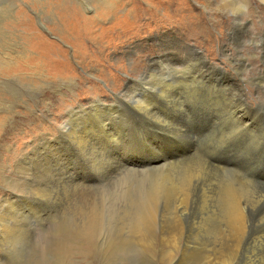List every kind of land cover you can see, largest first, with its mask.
Masks as SVG:
<instances>
[{
	"label": "rangeland",
	"instance_id": "rangeland-1",
	"mask_svg": "<svg viewBox=\"0 0 264 264\" xmlns=\"http://www.w3.org/2000/svg\"><path fill=\"white\" fill-rule=\"evenodd\" d=\"M2 17L25 53L0 86V110L13 104L0 113V203L38 196L0 218V264H206L226 244L230 188L253 222L229 264H264V0H7ZM184 181L194 199L176 207Z\"/></svg>",
	"mask_w": 264,
	"mask_h": 264
},
{
	"label": "bare ground",
	"instance_id": "bare-ground-1",
	"mask_svg": "<svg viewBox=\"0 0 264 264\" xmlns=\"http://www.w3.org/2000/svg\"><path fill=\"white\" fill-rule=\"evenodd\" d=\"M6 1L7 0H1L0 1V60H1V62H0V74L2 75V76H4L3 77V79H1V81H0V86L1 85H3V83H5L8 79H12V80H17L18 78H19V72H6V68L7 67H10V64L9 63H14L13 61L15 60V58L18 56V55H21V54H23V53H25V51L23 50V48H24V45H23V42L21 41V39H20V37L21 36H19L18 37V35L16 34V36H17V38H19L20 40L17 42V41H13V40H11V38H8L7 36H6V34H7V31H6V29L4 28V18L2 17L3 16V14H4V11H5V6H6ZM7 9V8H6ZM4 19V20H3ZM17 21V20H16ZM15 23V22H14ZM21 25H23L22 23H20V22H18V23H15V24H13L12 26H14L17 30H19V27H21V29L23 30V31H21V32H23V33H30L31 31H34V33H39V36H38V39H37V41L35 42V45H36V47L37 48H44L45 50H48L49 49V42L45 39V37L36 29V27L35 26H30L29 28H26V31H25V29L21 26ZM5 31H6V34H5ZM31 34V33H30ZM21 35H23V34H21ZM9 36V35H8ZM10 43V44H9ZM27 50H29V51H32V50H30L29 48L27 49ZM207 61V60H206ZM206 61H205V63H206ZM210 66V65H209ZM13 67V66H12ZM17 68V67H16ZM10 70V69H9ZM12 71V70H11ZM169 71V70H168ZM7 73H9L8 75H7ZM180 77V76H179ZM194 77V76H193ZM166 83V82H165ZM173 84H174V82H173ZM178 85V84H177ZM175 86V85H174ZM151 87V86H150ZM196 91V90H195ZM3 93H4V89H1V87H0V94L1 95H3ZM236 95V94H235ZM156 96V95H155ZM230 96V95H229ZM151 100V99H150ZM9 101V100H8ZM3 103H4V101H3ZM171 103H173L172 101H171ZM13 105V104H12ZM12 105H9V106H7V107H4V106H6V105H4L2 108H1V110H0V113L1 112H6V113H9V110H5L6 108H8V109H13V106ZM15 105V104H14ZM149 106V105H148ZM28 107H30V106H28ZM147 107V106H146ZM16 108V107H15ZM181 108V107H180ZM30 109V108H29ZM149 109V108H148ZM182 110H184L183 108H182ZM186 111V110H185ZM235 111V110H234ZM14 112V111H13ZM147 113V112H146ZM183 113V112H182ZM237 113V112H236ZM234 116H235V114H233ZM243 115V114H242ZM186 116V115H185ZM234 116H232V117H234ZM187 118V117H186ZM238 119V118H237ZM191 120V119H190ZM107 121V120H106ZM241 121H242V118H241ZM100 122V121H99ZM104 122V121H103ZM172 122H174L175 123V121H172ZM171 122V123H172ZM235 122V121H234ZM105 123V122H104ZM176 123H177V121H176ZM183 123V122H182ZM247 124H248V122H246ZM81 124V123H80ZM177 125V124H176ZM175 125V126H176ZM183 125V124H182ZM241 125H242V122H241ZM246 125V124H245ZM244 125V126H245ZM91 126V125H90ZM173 126V125H172ZM171 126V127H172ZM174 126V127H175ZM247 127V126H246ZM249 127V126H248ZM177 128V127H176ZM179 128H181V126L180 127H178V129ZM86 129V128H85ZM85 129H84V131H85ZM90 129V128H89ZM169 129V128H168ZM189 129V128H188ZM91 130V129H90ZM98 130V129H97ZM97 130H96V132H97ZM84 131H83V134H84ZM87 131V130H86ZM99 131V130H98ZM102 131V130H101ZM174 131H175V129H174ZM180 132V131H179ZM182 132V131H181ZM187 132V131H186ZM91 133V132H90ZM100 133V132H99ZM183 133V132H182ZM181 133V134H182ZM72 135V134H71ZM86 135H87V133H86ZM93 135H95L94 133H93ZM101 135H102V133H101ZM178 135V134H177ZM183 135V134H182ZM91 136V135H90ZM92 137H94V136H92ZM92 137H91V139H92ZM97 137V136H96ZM96 137H94V138H96ZM86 140V139H85ZM93 140V139H92ZM182 140V139H181ZM91 141V140H90ZM94 141V140H93ZM92 144V143H91ZM91 147V146H90ZM89 147V148H90ZM34 151V150H33ZM36 152V151H35ZM210 153V152H209ZM27 154V156H29L28 155V153H26ZM25 154V155H26ZM33 156V155H32ZM109 156V155H108ZM35 157V156H34ZM101 157V156H100ZM195 157V156H194ZM193 157V158H194ZM197 157V156H196ZM36 158V157H35ZM198 158H199V156H198ZM42 159V158H41ZM93 159V158H92ZM221 159V158H220ZM21 160V159H20ZM44 160H46V159H43V161ZM168 160V159H167ZM195 160V159H194ZM197 160V159H196ZM196 160H195V162H196ZM199 160H202V159H200L199 158ZM199 160H197V161H199ZM164 161H166V160H164ZM171 161V160H170ZM203 161V160H202ZM23 162H24V165H25V163L27 164L28 162H29V160H28V158H23ZM42 162V161H41ZM45 162V161H44ZM174 162V161H173ZM199 162H201V161H199ZM204 162H205V160H204ZM50 163V162H49ZM157 163H159V162H157ZM166 163H168V162H166ZM170 163V162H169ZM194 163V162H193ZM233 163V162H232ZM30 164V163H29ZM42 164H43V162H42ZM165 165V163H163V161H162V163L160 164H158V165H153L152 166V168L153 167H158V166H161V165ZM201 164V163H200ZM209 163H207L206 162V165H208ZM262 164H263V162H262ZM18 165H20V164H18ZM31 165V164H30ZM46 165H50V164H46ZM163 165V166H164ZM196 165V164H195ZM194 165V166H195ZM205 165V166H206ZM210 166H211V164H209ZM209 165H208V167H209ZM144 166V165H143ZM170 166V165H169ZM189 166H190V163H189ZM192 166V165H191ZM237 166V165H236ZM236 166H234V167H236ZM239 166V165H238ZM20 168H22L23 167V163H22V166H19ZM35 167V166H34ZM48 167V166H47ZM150 167V166H149ZM188 167V166H187ZM187 167H186V169H187ZM198 167V166H197ZM212 167V166H211ZM214 167V166H213ZM221 167V166H220ZM259 167V166H258ZM16 168H18V167H16ZM162 168V167H161ZM195 168V167H194ZM194 168H192V169H194ZM202 168V167H201ZM151 169V168H150ZM188 169H190V167L188 168ZM196 169V168H195ZM200 169V168H199ZM208 169V168H207ZM206 169V170H207ZM223 169V168H222ZM27 170H29L28 168H27ZM26 170V171H27ZM156 170V169H155ZM160 170V169H159ZM182 170V169H181ZM204 170V169H203ZM214 170V169H213ZM226 170H227V168H226ZM18 171V170H17ZM31 171V170H30ZM33 171V170H32ZM152 171H153V169H152ZM186 171V170H185ZM191 171V170H190ZM189 171V172H190ZM216 171H218V170H216ZM182 172V171H181ZM186 172H188V171H186ZM186 172L184 173V175H186ZM193 172V174H192V180H194V176L193 175H195V177H198V176H196V175H202V174H197V173H194V172H196V170L195 171H192ZM197 172L199 173L200 171H198L197 170ZM205 172V171H204ZM214 172H215V170H214ZM237 172V171H236ZM240 172H242V171H240ZM32 173V172H31ZM201 173V172H200ZM215 173H218V172H215ZM251 173V172H250ZM257 173V172H256ZM20 174V173H19ZM102 174V173H101ZM182 174V173H181ZM187 174H190V173H187ZM206 174V173H205ZM238 174V173H237ZM248 174V173H247ZM163 175H164V173H163ZM179 175V174H178ZM243 175H245V174H243ZM255 175V174H254ZM165 176V179H162V180H166V176H168L167 174L166 175H164ZM188 176H190V175H188ZM188 176L186 177V180L188 179ZM199 176V177H200ZM212 176H213V174H212ZM238 176H239V174H238ZM248 176V175H247ZM246 176V177H247ZM160 177V176H159ZM178 177V176H177ZM177 177H174L175 179V181H177L176 180V178ZM181 177V176H180ZM191 177V176H190ZM190 177H189V179H190ZM199 177L197 178V180H199ZM202 177V176H201ZM204 177V176H203ZM209 177V176H208ZM214 177V176H213ZM215 177H216V175H215ZM253 177V176H252ZM252 177H249V178H252ZM255 177V176H254ZM162 178H163V176H162ZM170 178V180H173V178H171V176L169 177ZM210 178H211V176H210ZM218 178H220V175L218 176ZM237 178V177H236ZM238 178H240V177H238ZM242 178H244V177H242ZM157 179V178H156ZM185 179V178H184ZM183 179V180H184ZM196 179V178H195ZM216 179V178H215ZM215 179H214V182H215ZM158 180H161V179H158ZM161 180V181H162ZM169 180V181H170ZM179 180V179H178ZM180 180H181V178H180ZM202 180H203V178H202ZM219 180V179H218ZM224 180V179H223ZM237 180V179H236ZM241 180H243V179H241ZM246 180H248V179H246ZM23 181V180H22ZM163 181V182H164ZM201 181V180H200ZM200 181H198V182H200ZM208 181V180H207ZM213 181V180H212ZM255 181V180H254ZM158 182H160V181H158ZM186 182H188V181H184L183 183H184V185H177L176 186V188H173L174 189V191L172 190V202L174 203V205H176V207H180V206H184V205H186V207H189V205H188V202H189V200H190V198L192 197L191 195V192L193 191H190V183L191 182H188V183H186ZM210 182V181H209ZM208 182V183H209ZM213 182V183H214ZM217 182V181H216ZM215 182V183H216ZM222 182V181H221ZM228 182V181H227ZM237 182V181H236ZM256 182V181H255ZM22 183V182H21ZM155 183V185H157L156 183H157V181L156 182H154ZM161 183V184H160ZM159 184L160 185H162L163 183L162 182H160ZM169 183V182H168ZM214 183V184H215ZM252 183H253V181H252ZM257 183V182H256ZM158 184V185H159ZM164 184H165V182H164ZM163 184V185H164ZM167 184V183H166ZM175 184V183H174ZM178 184H179V182H178ZM181 184V183H180ZM197 184V183H196ZM204 184V182L202 183V185ZM212 184V183H211ZM219 184H220V182H219ZM219 184H218V187H219ZM236 184V183H235ZM241 184V183H240ZM240 184H238V185H240ZM20 185V184H19ZM23 185V184H22ZM158 185H157V188H158ZM170 185V184H169ZM172 185V184H171ZM206 185H207V182H206ZM216 185V184H215ZM221 185V184H220ZM223 185V184H222ZM228 185V184H227ZM230 185V184H229ZM246 185V184H245ZM249 185V184H248ZM248 185H247V187H248ZM251 185V184H250ZM21 186V185H20ZM24 186V185H23ZM167 186V185H166ZM166 186H164V187H166ZM174 186V185H173ZM192 186H194V183H193V185ZM199 186H200V184H199ZM204 186V185H203ZM209 186H210V183H209ZM214 186V185H213ZM231 186V185H230ZM236 186V185H235ZM156 187V186H155ZM161 187V186H160ZM163 187V188H164ZM175 187V186H174ZM216 187H217V185H216ZM242 187H243V184H242ZM246 186H245V188H247ZM262 187V186H261ZM261 187H259V190H260V188ZM32 188H33V185H32ZM156 188V189H157ZM168 188V187H167ZM195 188H196V185H195ZM202 188V187H201ZM205 188V187H204ZM212 189H213V187H211ZM222 188V187H221ZM237 188V187H236ZM257 188V187H256ZM21 189V188H20ZM34 189V188H33ZM155 189V190H156ZM169 189V188H168ZM168 189H167V191H168ZM172 189V188H171ZM192 189V188H191ZM198 189V188H197ZM206 189V188H205ZM207 189H208V187H207ZM224 189V188H223ZM251 189V188H250ZM264 189V188H263ZM35 190V189H34ZM38 190V189H37ZM157 190H161V189H157ZM156 190V191H157ZM165 190V189H164ZM199 190V189H198ZM197 190V191H198ZM204 189L202 188V190L201 191H203ZM218 190V189H217ZM216 190V191H217ZM249 189H246V191H248ZM252 190H255V189H253L252 188ZM258 190V191H259ZM22 191V190H21ZM166 191V192H167ZM170 191V190H169ZM168 191V192H169ZM200 191V190H199ZM207 191V190H206ZM243 191V190H242ZM250 191V190H249ZM256 191H257V189H256ZM260 191H262V189L260 190ZM155 193V191H152V193ZM194 192V191H193ZM204 192V191H203ZM208 192V191H207ZM226 192V191H225ZM227 192H228V195H227V211H225L226 213H227V216H226V221H225V227H224V238L226 239V244L224 245L223 244V248H222V246H221V248L222 249H218V244L216 245L217 246V248L216 249H213V247L210 249L209 247V250L205 253V255H203V256H201V257H199V258H197V260L199 259L200 261H202V262H204V263H206V264H216V263H220V264H229V262L230 261H233V259L237 256V254H238V252H239V250L241 251V244H243L242 242H243V240L250 234V232H251V222H253V221H251V219H250V216H249V214H248V212H247V209H246V203H245V200H244V195H243V192H241V191H239V190H237V189H234V188H230L229 190H227ZM251 192V191H250ZM250 192H248V193H250ZM253 192V191H252ZM255 192V191H254ZM38 193H40V192H38ZM44 193V192H43ZM148 193H150V192H148ZM152 193H151V195H152ZM159 193V191L158 192H156L155 194H158ZM162 193V192H161ZM161 193H160V197L162 198V195H161ZM164 193V192H163ZM170 193V192H169ZM168 193V194H169ZM214 193H215V191H214ZM224 192H222V194H223ZM30 195H31V192L29 193ZM45 194V193H44ZM165 194V193H164ZM196 194V193H195ZM203 194V193H202ZM201 194V195H202ZM208 194V193H207ZM216 194V193H215ZM254 194V193H253ZM257 194V193H256ZM255 194V195H256ZM259 194V193H258ZM260 194H262V192H260ZM154 195V194H153ZM153 195L151 196V197H153ZM158 195H156V197L158 198L159 196ZM203 195H205V194H203ZM247 195V194H246ZM38 196V195H37ZM37 196H33V197H29V195H27V194H24V195H17V201L19 200V204H20V206H21V208H17L16 209V207L13 205L14 204V202L12 203V202H9V201H4V202H2V203H0V218H2V217H7V216H12V218H14V216H15V218H17V216L19 217V218H22L21 216L22 215H24L26 212H27V210L29 211H31V206H29V204H25V203H28V201L30 200V199H34V197H37ZM40 196V195H39ZM150 196V195H149ZM149 196L147 197V199L149 198ZM164 196V195H163ZM169 196V195H168ZM206 196V195H205ZM222 196V195H221ZM254 196V195H253ZM195 197V196H194ZM198 197H200V196H198ZM207 197V196H206ZM209 197V196H208ZM216 197H219V196H216ZM250 197V196H249ZM40 198V197H39ZM38 198V199H39ZM155 198V197H154ZM160 198V199H161ZM168 198H170V197H168ZM193 198V197H192ZM191 198V199H192ZM197 198V197H196ZM203 198V197H202ZM211 198V197H210ZM219 198H221V197H219ZM224 198H225V196L223 197V200H224ZM251 198H253V197H251ZM260 198V197H259ZM71 199V198H70ZM156 199V198H155ZM154 199V200H155ZM194 199V198H193ZM206 199V198H205ZM204 199V200H205ZM258 199V198H257ZM263 199V198H262ZM6 200V199H5ZM36 200V199H35ZM145 200V199H144ZM149 201H150V199H148ZM156 200H159V198L158 199H156ZM165 200V199H164ZM201 200H203V199H201ZM204 200H203V202H204ZM218 200V199H217ZM250 200V199H249ZM32 201V200H31ZM143 201V200H142ZM160 201V200H159ZM158 201V202H159ZM162 199H161V202H159V205L160 204H162ZM165 201H167V200H165ZM165 201H164V204H162L163 206L164 205H168V204H165ZM191 201V200H190ZM215 201V200H214ZM1 202V201H0ZM154 202H157V201H154ZM168 202H169V200H168ZM171 202V201H170ZM169 202V203H170ZM193 202V201H192ZM201 202V201H200ZM255 202V201H254ZM253 202V203H254ZM260 202V201H259ZM21 203H23V204H21ZM167 203V202H166ZM206 203H208V204H210L209 202H206ZM217 203V202H216ZM171 204V203H170ZM204 204V203H203ZM252 204V203H251ZM154 205H158V204H156V203H154ZM154 205H152V206H154ZM171 205H173V204H171ZM171 205H169V206H171ZM173 205V206H174ZM191 205V204H190ZM193 205V204H192ZM191 205V206H192ZM201 205H202V203H201ZM205 205V204H204ZM255 205V204H254ZM194 206V205H193ZM209 206V205H208ZM218 206V205H217ZM224 206V205H223ZM252 206H253V204H252ZM257 206V205H256ZM160 206H158L157 208H159ZM186 207H184L185 209H187ZM205 207V206H204ZM206 207H207V204H206ZM205 207V208H206ZM226 207V206H225ZM148 208V207H147ZM155 208V207H154ZM154 208L152 209L153 211H154ZM157 208H156V210H157ZM163 208H165V207H163ZM168 207L166 206V208L165 209H167ZM209 208V207H208ZM211 208H214V207H212L211 206ZM210 208V209H211ZM255 208V207H254ZM262 208H264V206L262 207ZM33 209V208H32ZM173 209H175L174 207H173ZM185 209H181L182 211H183V213H184V211H186ZM203 209V208H202ZM207 209V208H206ZM205 209V210H206ZM209 209V210H210ZM215 209V208H214ZM221 209V208H220ZM74 210V209H73ZM149 211H150V208L148 209ZM148 210H144L143 212H147ZM151 210V211H152ZM155 210V211H156ZM159 210V209H158ZM157 210V211H158ZM167 210H169L170 212H171V210L170 209H167ZM176 210V209H175ZM174 210V211H175ZM178 210V209H177ZM189 210H191V209H189ZM208 210V209H207ZM206 210V211H207ZM208 210V211H209ZM223 211H224V209H222ZM260 210H262L261 208H260ZM34 211V210H33ZM150 211V212H151ZM165 211V210H164ZM179 211V210H178ZM201 211V210H200ZM206 211H203V212H206ZM215 211V210H214ZM217 211V210H216ZM221 211V210H220ZM222 211V212H223ZM32 212V211H31ZM159 212V211H158ZM187 212L189 213V211L187 210ZM186 212V213H187ZM202 212V213H203ZM211 212V211H210ZM264 212V211H263ZM209 212H207V214H208ZM213 213V212H212ZM220 213V212H219ZM218 213V214H219ZM251 213V212H250ZM259 213H261V212H259ZM22 214V215H21ZM148 214V213H147ZM171 214V213H170ZM178 214V213H177ZM211 214V213H210ZM217 214V215H218ZM141 215V214H140ZM174 215V214H173ZM181 215H182V213H181ZM180 215V219L182 218V216ZM222 215V214H221ZM144 216V213L142 214V217ZM147 215L145 214V220H146V218L149 216H147ZM171 216V215H170ZM174 216H176L177 218H178V216L176 215V212H175V215ZM185 216V215H184ZM223 216V215H222ZM222 216H221V219H223L222 218ZM257 216V215H256ZM261 216V215H260ZM156 217H158V216H156ZM155 217V215L153 214V213H151L150 214V216L147 218L148 220L146 221L147 223H148V226H149V228L151 227H153V224H152V222L153 223H155L156 222V220H157V218ZM172 217V216H171ZM175 217V218H176ZM200 217V216H199ZM219 217V216H218ZM259 217V216H258ZM262 217V216H261ZM14 218V219H15ZM97 218V217H96ZM206 220H207V218L206 217H204ZM257 218V217H256ZM170 219V217H168V219L167 220H169ZM174 219V218H173ZM203 219V218H202ZM201 218H200V220H202ZM258 219H261V218H258ZM1 220V219H0ZM95 218L93 219V223L92 224H96L97 223V221H96V223H95ZM145 220H144V222H145ZM166 220V219H165ZM182 220V219H181ZM2 221V220H1ZM5 221H8V220H5ZM99 221V220H98ZM160 221V220H159ZM171 221V220H170ZM257 221V220H256ZM263 221V220H262ZM3 222V221H2ZM2 222H1V224H2ZM12 222V221H11ZM205 222V221H204ZM218 222V221H217ZM9 223V222H8ZM7 223V225L9 226V224ZM168 223H174V233H176V230H177V232L179 231L180 232V230H181V225H180V223L179 222H177V223H175V222H168ZM201 223H202V221H201ZM200 222H199V224H201ZM183 224V223H182ZM198 224V225H199ZM264 224V223H263ZM7 225H4V224H2V231L3 232H5L6 233V231L9 229H11L12 227H14V226H10L11 228H9ZM11 225H14V223L13 224H11ZM98 225V224H97ZM135 225V224H134ZM143 225H144V223H143ZM145 225H146V223H145ZM167 225H169V224H167ZM262 225V224H261ZM159 226V225H158ZM171 226V225H170ZM253 226H255V225H253ZM16 227V226H15ZM172 227H173V225H172ZM199 227H200V225H199ZM220 227V226H219ZM257 227V226H256ZM131 228V227H130ZM137 228V227H136ZM144 228H145V231H146V227L144 226ZM148 228V227H147ZM167 228V227H166ZM210 228V227H209ZM261 228V227H260ZM158 229V228H157ZM168 229V228H167ZM183 229V228H182ZM257 229V228H256ZM17 230V229H16ZM141 230H143V229H141ZM140 229H139V231H141ZM149 229H147V231H148ZM207 230V229H206ZM213 230V229H212ZM212 230H210V232L212 231ZM218 230H219V228H218ZM263 230V229H262ZM138 231V232H139ZM155 231V230H154ZM221 231V230H220ZM12 232V231H11ZM16 232V231H15ZM14 232V233H15ZM137 232V233H138ZM209 232V231H208ZM212 232H216V230L215 231H212ZM218 232V231H217ZM263 232V231H262ZM143 233L144 232H141V235H143ZM146 233V232H145ZM172 234V235H175V234ZM180 233H182V231L180 232ZM222 233V232H221ZM255 233H256V230H255ZM257 233H258V231H257ZM11 234V233H10ZM140 234V233H139ZM178 235H179V233H177ZM211 234V233H210ZM214 234V233H213ZM212 234V235H213ZM259 234V233H258ZM138 235V234H137ZM178 235H177V237H178ZM209 235V234H208ZM217 235V234H216ZM222 235V236H223ZM261 235V234H260ZM263 235V234H262ZM18 236V235H17ZM218 236H219V233H218ZM221 236V235H220ZM255 236H256V234H255ZM139 237V236H138ZM169 237V236H168ZM173 237V236H172ZM176 237V238H177ZM251 237H253V235L251 236ZM261 237V236H260ZM142 238V237H141ZM171 238V237H170ZM175 240H176V238H175V236L173 237ZM209 238H211L210 236H209ZM215 238V237H214ZM213 238V239H214ZM219 238V237H218ZM217 238V239H218ZM257 238H258V236H257ZM257 238H256V240H257ZM250 239V238H249ZM255 239V238H254ZM260 239H262V238H260ZM168 241H169V239H167ZM212 240V239H211ZM214 240H216V238L214 239ZM221 240V239H220ZM167 241V242H168ZM209 241V240H208ZM219 241V240H218ZM213 242V241H212ZM214 242H217V241H214ZM245 242V241H244ZM249 242V241H248ZM252 242V241H251ZM170 243V242H169ZM258 243V242H257ZM208 244H210V243H208ZM213 244V243H212ZM246 244V243H245ZM261 244V243H260ZM222 245V244H221ZM207 246V245H206ZM215 246V245H214ZM215 246V247H216ZM220 246V245H219ZM246 246V245H245ZM206 248V247H205ZM220 248V247H219ZM243 248V247H242ZM259 248V247H258ZM197 249V248H196ZM218 249V250H217ZM262 251V250H261ZM194 252V251H193ZM195 252H196V250H195ZM194 252V253H195ZM198 252V251H197ZM204 252V251H203ZM242 252V251H241ZM240 252V253H241ZM256 252V251H255ZM199 253V252H198ZM199 255V254H198ZM197 255V256H198ZM192 256H194V255H192ZM196 256V257H197ZM195 258V257H194ZM262 259V258H261ZM235 261H236V259H235ZM180 262V261H179Z\"/></svg>",
	"mask_w": 264,
	"mask_h": 264
}]
</instances>
